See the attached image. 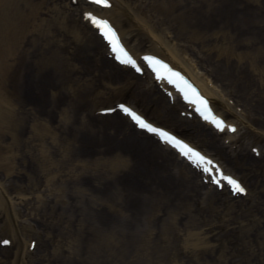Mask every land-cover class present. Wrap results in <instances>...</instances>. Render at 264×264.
I'll return each mask as SVG.
<instances>
[{
	"label": "rangeland",
	"instance_id": "rangeland-1",
	"mask_svg": "<svg viewBox=\"0 0 264 264\" xmlns=\"http://www.w3.org/2000/svg\"><path fill=\"white\" fill-rule=\"evenodd\" d=\"M16 1L17 13L14 7L8 9ZM117 1L130 13L131 19L117 16L130 35L129 43L140 51L153 45L139 29L146 26L169 45L179 47L180 61L208 87L218 90L224 104L230 101L232 112L217 108L240 127L239 136L232 147L214 151L210 137H199L196 128H180L168 119L165 102L148 103L138 93L142 75H111L103 70L98 65L102 50L89 51L96 42L95 31L76 14L87 7L85 3L0 0V20H5L4 15L13 17L6 29L0 26V116H6L0 124V183L9 200L7 209L12 208L13 220L20 224H16L18 235L50 243L48 253L31 256L28 264L95 263L90 244L78 249L79 240L87 234L85 221L72 220L71 225V217L53 206V190L44 186L48 172L21 156L15 132L21 134L27 150L55 153L50 174L84 185L93 199L103 198V208L107 207L120 232L118 264H264V0ZM182 7L193 10L201 20L221 13V30H189L180 16ZM61 9H66L71 20H60ZM230 47L233 50L226 54L224 50ZM213 65H222L218 76L212 73ZM224 72L234 73L239 87H229L221 79L227 76ZM29 80L40 88L39 118L26 115L31 108L20 101L22 87ZM118 101L135 105L157 124L210 150L227 172L243 181L248 193L215 198L205 195L206 188H199L197 194L175 195L152 180L153 176L132 168L128 158L116 156L118 138L113 130L93 118L99 108ZM253 106L256 112L251 115ZM251 146L258 149L259 159H253L249 168L240 159L243 154L235 153L244 149L254 154ZM1 163L17 168L10 171ZM197 181L202 180L198 177ZM2 223L0 212V238L12 236L1 228ZM10 251L12 259L15 247ZM11 252L0 251V264H8Z\"/></svg>",
	"mask_w": 264,
	"mask_h": 264
},
{
	"label": "bare ground",
	"instance_id": "bare-ground-1",
	"mask_svg": "<svg viewBox=\"0 0 264 264\" xmlns=\"http://www.w3.org/2000/svg\"><path fill=\"white\" fill-rule=\"evenodd\" d=\"M151 2H155V0H151ZM158 3V0H156ZM148 4L150 1L147 2ZM116 8V7H115ZM113 8V10L115 9ZM112 10V6L109 9H106L105 11L109 12ZM119 12L126 14V8L124 6H120ZM180 16L183 20L184 26L188 28L189 30L195 32L194 30H201V31H214L215 29L221 30L220 26L222 25L221 19L224 20V16L217 13H210L208 18L206 20H209V22H206V20H201V17H198L195 12L192 10H189L186 7H182L180 10ZM15 13H17L15 11ZM108 17L112 21V23H115L114 25H117V29L120 33V36L122 40L125 42V31L119 28L120 23L119 20L115 17V15H112V13L109 12ZM221 18V19H220ZM6 20V17H4ZM12 20V19H9ZM62 20H71L65 12H63ZM215 20H219L221 23H218L219 21L215 22ZM69 23H71L69 21ZM68 23V24H69ZM63 22H60V25H63ZM5 25L2 26H6ZM73 28V27H72ZM237 34L239 36H243V32L240 28H235ZM75 39L78 38L77 34L73 36ZM96 39V42L90 46L91 49H97L100 50V48L103 46L102 41L98 36L94 37ZM79 41V38L77 42ZM126 43V42H125ZM158 51L159 54L165 58L167 61H169L174 67L179 68L180 70L184 71L188 76L191 77L192 80H194L203 93L209 97L211 104L215 107V104L217 105H223L222 99L217 96L216 93L208 90L204 83L201 82L189 69H187L180 60L175 58L174 55L168 54L170 51V48L167 47L166 51L161 50L160 48L166 44H159ZM129 47L131 50L139 55L140 53H137V48L133 45L129 44ZM103 48V47H102ZM233 50L232 47L226 48L224 51L226 54L231 53ZM84 51V50H83ZM99 52V51H98ZM149 52V51H146ZM103 70H106L108 74H115L119 73L122 76L125 75H132L131 71L127 69L125 66H120L116 64L113 60L108 59L106 54L104 58H101L99 60V64ZM212 65V64H211ZM197 66V65H196ZM199 67V66H198ZM201 68V67H200ZM212 73H216L217 75L218 71L222 70V65H213ZM2 70L0 67V74H2ZM224 74H226L224 72ZM210 75L211 71H210ZM225 81L228 82L229 87H239V80L238 77L234 75V73L226 74ZM147 82H151V85H145V83L138 82V88H139V94L143 96V98L148 103H154L159 104L165 102V107L167 113V118L173 120V123L179 125L180 128H196L198 130V136L199 137H211L210 142L214 146H211V148L215 151H218L217 148H224V144L222 143L220 138H216L213 136L214 134H217L209 125L205 124L207 128L202 127L200 123L196 125L194 121L189 120L188 118H182L181 116L177 115L175 113V106L170 104L169 99H167L160 91H157V89L152 85V82H154L151 78H146ZM32 80H29L24 83L22 87V97L20 101L26 102L27 106L31 109L29 110L26 115L30 114L36 117H40L42 115V111H40V106L36 104L39 101V86L35 84L34 82H31ZM157 92V93H156ZM172 93L174 91L172 90ZM38 97V98H37ZM177 105H183V103L178 100ZM50 108L54 109L52 104L49 105ZM227 108V106H226ZM251 108V107H249ZM256 112L255 107L253 106L250 109L251 115ZM220 113V112H219ZM222 115V113H220ZM254 115V114H253ZM33 118V119H34ZM98 122H102L104 124H107V126H110L113 128V134L118 138V141L116 142V149L115 152L117 157H126L131 162V167L135 170L137 169L140 173H146L147 175L153 176L151 179L154 180L157 183H160V185L167 187L170 189L172 194L175 195H187L188 193H195L199 191V188L203 189L206 188L205 185L202 183L196 182L197 175L196 172L188 165V163L178 155V153L168 146L167 144H162L159 142L158 139L155 138L154 135H149L145 131L139 130L135 127V124H133L130 119L126 116L120 115L118 112H114L111 115H98L96 118H94ZM6 120V116H0V124H4ZM93 120V119H92ZM253 120V119H252ZM24 121V120H23ZM35 121H38L35 120ZM96 123V122H95ZM22 125V123H21ZM201 128V129H200ZM208 129V131H207ZM239 131V129H238ZM238 131L236 133H238ZM35 135V134H34ZM36 136V135H35ZM230 138H235V135H229ZM13 138L21 144L19 147L22 149V157L23 158H29L32 159V162L36 164V167L38 166L40 170H46L48 172L47 179H45V187L51 186L50 188L54 191H52V198H53V206L58 207L57 211L59 212L61 210L62 213L67 214V216L71 220L68 219L69 223L72 225V220L82 221V219L85 221V229L86 233L82 239L79 240L78 249L81 251L84 248L87 247L88 244L91 246V252L89 253L90 256L94 258L95 264H118V245H119V238H120V232L119 229L114 222L115 219L107 209V207L103 208L104 206V200L103 198H100L99 200L93 199L90 197L89 192L87 193L86 190L88 188L84 187L82 184H78L75 180H69L66 182H63L62 179L55 177V174H50L51 168L55 167L54 157L55 153H42L41 151L37 150L36 152H31L27 150V147L25 143L23 142L21 134H18L17 132L14 133ZM225 143V142H224ZM231 145V144H230ZM244 149H242L243 151ZM208 153L210 152L207 150ZM210 154V153H209ZM243 154V155H242ZM211 155V154H210ZM236 156L242 155V161L245 164H248V167L251 168V163L254 162L252 159V155L249 152L241 153L236 152ZM25 156V157H24ZM246 157V158H245ZM7 169L10 171L15 170L17 167L15 164L11 165H5L3 164ZM131 175V174H128ZM33 180H36L34 177ZM75 188V189H74ZM193 192V193H192ZM185 193V194H184ZM213 195L215 198L218 196H227L226 192H218L215 189H209L207 192H205V195ZM231 196V195H230ZM99 202V203H96ZM96 203V204H95ZM68 224V226L70 225ZM50 244V243H49ZM49 244L46 243H37L38 251H44L45 253H48V247ZM92 247H95L92 249ZM88 249H86L84 252L88 253ZM37 253V252H36ZM25 255H28L26 253ZM18 258H16L14 261H11L12 264H17ZM82 264H86L81 260Z\"/></svg>",
	"mask_w": 264,
	"mask_h": 264
},
{
	"label": "snow or ice",
	"instance_id": "snow-or-ice-1",
	"mask_svg": "<svg viewBox=\"0 0 264 264\" xmlns=\"http://www.w3.org/2000/svg\"><path fill=\"white\" fill-rule=\"evenodd\" d=\"M94 2L97 3V4H101V3H106V0H94ZM91 19H92V22L97 25V27L106 28L107 31L104 32V35L106 37H108L110 40L115 41V34L111 31V29L107 25L106 21H98L97 18H95V17H91ZM146 59H148V58H146ZM122 62L123 63H134V61H132L131 58L125 59ZM121 107H123V106H121ZM123 110L126 113H129L132 116V118L137 121V123L139 124V126L141 128H146V129H148L151 132L158 133L162 140H164V141H166V142H168L170 144H174V145L179 146L180 150H181V152H182V154L184 156L188 157L189 159H191L192 156H196V157L199 158L198 161H197L198 163L203 162V163H206V164H211V161L206 160L205 157L201 156L198 152H195L194 149L190 148L187 145H183L179 141H176L175 138L170 136L168 133L163 132L162 130H159V129H156V128L152 127L151 125L146 123L144 120H142L139 116H137L134 112H131L130 109L123 108ZM216 123H217V127H220L222 122L217 121ZM203 170L205 172H211V168H208V167L204 168ZM224 179L227 180L228 185L231 186V188H232L234 193H245L246 192V189L236 179H234L232 177H224ZM213 182L217 183V184L220 183L219 180H213ZM3 243L7 244L8 241H3Z\"/></svg>",
	"mask_w": 264,
	"mask_h": 264
}]
</instances>
